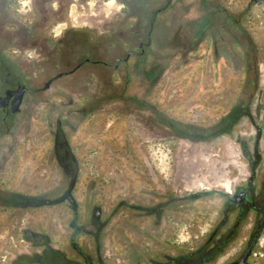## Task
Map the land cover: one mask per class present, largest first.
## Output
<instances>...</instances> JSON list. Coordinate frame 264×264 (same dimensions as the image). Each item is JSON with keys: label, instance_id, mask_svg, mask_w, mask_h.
Instances as JSON below:
<instances>
[{"label": "rangeland", "instance_id": "1", "mask_svg": "<svg viewBox=\"0 0 264 264\" xmlns=\"http://www.w3.org/2000/svg\"><path fill=\"white\" fill-rule=\"evenodd\" d=\"M254 54L264 77V0H0V57L27 87L72 70L25 93L0 135V191L52 201L0 204V264H42L44 241L93 264L204 249L215 191L244 177V159L232 134L194 140L172 125L207 133L241 99ZM260 143L264 168V129ZM244 237L205 264L237 258Z\"/></svg>", "mask_w": 264, "mask_h": 264}, {"label": "flooded vegetation", "instance_id": "2", "mask_svg": "<svg viewBox=\"0 0 264 264\" xmlns=\"http://www.w3.org/2000/svg\"><path fill=\"white\" fill-rule=\"evenodd\" d=\"M86 61H88V58H86ZM8 64L7 60L0 57V96H5L6 90L9 91L6 106L0 108V135L2 132L7 133L9 131V118L19 112L11 111V101L15 97L14 90L19 86H26L24 79L20 77L14 69L9 70ZM260 65L261 62L257 54H254L251 59L246 61V83L242 91L241 98L243 100L240 101L241 104L245 105L248 109V114L244 115L242 119H245V121L250 124L251 131L249 133L241 132L239 134H236L234 129L232 131V135L235 136L240 148V153L244 159L245 175L235 182L232 189L227 188L223 191H215L220 194L222 199L219 209L220 216L218 219L216 218V220H214L210 236L205 244L206 247L204 249L192 251L187 256L171 258L170 260L174 264H205L212 260L215 261L219 255L218 253L226 248L227 243L238 236H245V247L237 258L229 261L227 264H238L242 260L243 262L252 264H264V245L260 256L253 254L255 245L259 243V239L262 238V234L264 233V168H260L262 154L260 140L264 129V77H262V74L259 72ZM78 67L79 65H76L74 69ZM71 71L57 73L56 75H60L57 77L54 75L53 77L55 78L51 83L58 77L69 74ZM252 82L253 86L250 89V84ZM42 87H28L30 90L25 93L35 92L39 89L43 90ZM3 127L5 128L1 129ZM60 139L59 134L55 133V155L64 169H66L68 173H71L72 169L69 167L71 162L66 161L69 157V151L67 148H62L65 142L62 141L59 143L60 146H57ZM59 148L63 149L64 155L59 154L57 150ZM63 197L65 200L68 199V194L65 193ZM252 241H254V245H252L250 252L243 259ZM53 264L93 263L87 258L82 263H70L69 261L61 262L54 259Z\"/></svg>", "mask_w": 264, "mask_h": 264}, {"label": "trees", "instance_id": "3", "mask_svg": "<svg viewBox=\"0 0 264 264\" xmlns=\"http://www.w3.org/2000/svg\"><path fill=\"white\" fill-rule=\"evenodd\" d=\"M9 70L14 69L15 67L11 64H8ZM242 98L236 102L232 108L224 114L207 133H193L184 129L182 127H177L172 125L175 130L176 135L183 138H190L194 140H205L208 138L215 137L220 134H232L234 127L239 124L242 117L248 114V109L245 105L241 104ZM52 201L44 198L40 195H26L20 192L11 191V190H2L0 191V204L3 206L10 207H31V206H40ZM44 249L38 253L35 257V260L41 262L42 264H53V260L59 261H69L74 263L71 259L65 256L63 251L60 249L54 248L48 241L43 243ZM156 264H174L171 260L167 261H157Z\"/></svg>", "mask_w": 264, "mask_h": 264}, {"label": "water", "instance_id": "4", "mask_svg": "<svg viewBox=\"0 0 264 264\" xmlns=\"http://www.w3.org/2000/svg\"><path fill=\"white\" fill-rule=\"evenodd\" d=\"M130 54H132L131 51L128 52V53H127L122 59H121V58L117 59V61L120 62L121 60H123V61H124V60H127L128 57L130 56ZM116 66H117V65H113V67H116ZM59 75H60V74L56 75V77L59 76ZM54 78H55V77L50 78L49 80H47V81L44 83L42 89L45 90V89L49 88V87H50V84H51V81H52ZM29 90H30V89H29L28 87H26V86H19L16 90H14L15 97H14V98L12 99V101H11V111H12V112H17V111L20 110V106H21V104H22V100H23L24 93L27 92V91H29ZM8 93H9V91L6 90V95H5V96H0V108H4V107L6 106V100H7V98H8ZM67 193L69 194V195H68V199L70 200V202H71L74 206H76L75 201H74V198L72 197V195L70 194V192L68 191ZM99 213H100V211L98 210V211L96 212V215H99ZM252 245H254V241H252L251 245L247 248V250H246V252H245V254H244L243 259H244L245 256L250 252V250H251V248H252ZM238 264H252V263H249V262H243V260H242V261H240Z\"/></svg>", "mask_w": 264, "mask_h": 264}, {"label": "built area", "instance_id": "5", "mask_svg": "<svg viewBox=\"0 0 264 264\" xmlns=\"http://www.w3.org/2000/svg\"><path fill=\"white\" fill-rule=\"evenodd\" d=\"M259 246H260V249H258V250H254V255H256V256H260L261 255V253H262V247H263V245H264V237H262L261 239H259Z\"/></svg>", "mask_w": 264, "mask_h": 264}]
</instances>
